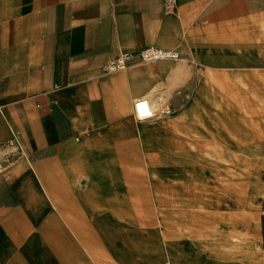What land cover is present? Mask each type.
I'll return each instance as SVG.
<instances>
[{
  "label": "crops",
  "instance_id": "0c3cea01",
  "mask_svg": "<svg viewBox=\"0 0 264 264\" xmlns=\"http://www.w3.org/2000/svg\"><path fill=\"white\" fill-rule=\"evenodd\" d=\"M166 2L0 0V264H159L163 244L169 264H241L264 0ZM152 46L181 59L103 70ZM143 98L172 114L140 119Z\"/></svg>",
  "mask_w": 264,
  "mask_h": 264
},
{
  "label": "rangeland",
  "instance_id": "374dc122",
  "mask_svg": "<svg viewBox=\"0 0 264 264\" xmlns=\"http://www.w3.org/2000/svg\"><path fill=\"white\" fill-rule=\"evenodd\" d=\"M157 101H159L160 109L164 108V104H169L167 98L162 100L156 98L154 104ZM237 109L240 110V108ZM250 112V116L247 117L251 118L258 128L263 126L264 106H255V109ZM164 117L166 116L153 119ZM207 149L211 155L216 147ZM212 156L209 157L210 166L216 163ZM236 196L239 198L237 208L241 207V210L236 208V222L240 224L239 226L236 224V263L264 264L262 232V219L264 217V145L236 148ZM163 249L165 252L162 253L159 264H169L164 244Z\"/></svg>",
  "mask_w": 264,
  "mask_h": 264
},
{
  "label": "built area",
  "instance_id": "2783aa9c",
  "mask_svg": "<svg viewBox=\"0 0 264 264\" xmlns=\"http://www.w3.org/2000/svg\"><path fill=\"white\" fill-rule=\"evenodd\" d=\"M172 5H173V0H167L165 5V11L169 12L172 9ZM135 55L138 56L139 59L144 63L157 62V61H178L181 59L180 53L176 50H166L152 46V47L144 48L138 54L124 52L118 58L108 60L104 64L103 70L107 73L125 71L129 67L130 60H132L135 57ZM139 105H140V99L135 100L134 102L135 111H137V109L139 111ZM157 105H159V101H157V103L155 104H152L151 102L149 103V106L151 107V111H152L151 117L149 119H153L159 116H169L170 114H172L173 110L168 105L164 104V108L160 110H157L155 108V106ZM155 111H158V113H156ZM2 170L3 167L0 164V173L2 172Z\"/></svg>",
  "mask_w": 264,
  "mask_h": 264
},
{
  "label": "bare ground",
  "instance_id": "6f19581e",
  "mask_svg": "<svg viewBox=\"0 0 264 264\" xmlns=\"http://www.w3.org/2000/svg\"><path fill=\"white\" fill-rule=\"evenodd\" d=\"M149 100H147V99H140V105H139V111H138V109H137V111H136V113H137V115L141 118V119H143V120H145V119H149L150 117H151V107L149 106ZM155 108L157 109V110H159L160 108H159V105H157V106H155ZM156 113H157V111H155ZM256 126V125H255ZM263 131V130H262ZM248 134V133H247ZM259 134V133H258ZM261 134H263V133H261ZM249 135V134H248ZM257 136H260V135H257ZM260 138V137H259ZM243 192V191H242ZM238 194V193H237ZM240 196H241V194H239ZM238 195V196H239ZM258 202V201H257ZM254 214V213H253Z\"/></svg>",
  "mask_w": 264,
  "mask_h": 264
},
{
  "label": "trees",
  "instance_id": "16d2710c",
  "mask_svg": "<svg viewBox=\"0 0 264 264\" xmlns=\"http://www.w3.org/2000/svg\"><path fill=\"white\" fill-rule=\"evenodd\" d=\"M263 207H264V203H263ZM262 232H263V244H264V217L262 219Z\"/></svg>",
  "mask_w": 264,
  "mask_h": 264
}]
</instances>
